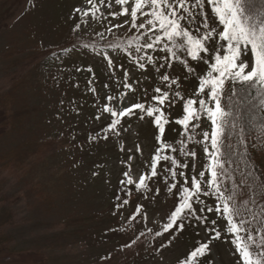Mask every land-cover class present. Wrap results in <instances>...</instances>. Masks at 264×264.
<instances>
[{
  "label": "rangeland",
  "instance_id": "1",
  "mask_svg": "<svg viewBox=\"0 0 264 264\" xmlns=\"http://www.w3.org/2000/svg\"><path fill=\"white\" fill-rule=\"evenodd\" d=\"M18 1L0 0V95L12 91L15 82L23 76L20 101L26 98L23 91H28L29 101L38 100L40 96L35 90L41 89L44 98L39 107L43 110L50 111L55 99L58 102L64 100L67 108L62 119L51 125L55 132L42 126L46 121L44 117H36L27 124L23 136L19 133L24 128L19 126V131L2 148L3 153L23 149L25 156L30 152V160L24 165L35 164L31 166L30 178L16 174L7 178L6 193L19 213L21 226L15 237V249L21 252L43 248V252L53 256L51 264H264V225L247 210L244 198L235 195L234 186L221 180L219 155L209 158L208 153L213 151L210 142L214 129L206 116L190 120L188 130L171 135L166 131L161 136L153 118H139V109L131 118L122 117L117 131L111 129L113 118L104 111L108 107L122 111L135 103L153 107L154 98L162 99L167 95L173 104L169 107L165 102L161 106L162 119L169 121L165 124L166 130L176 128L170 121L183 118L182 107L187 99L200 98L197 95L199 84L207 78L215 62L213 49L223 25L212 5L201 0L204 7L200 8L197 0H183L184 9L177 10L178 15L187 9L193 11L194 24L203 30L200 31L203 34L208 28H216L217 35L210 40L212 54L205 52L200 54L204 60L192 61L187 54L171 59L173 53L160 51L153 54L154 58L167 56V63L156 72L145 60H140L145 64L144 69L139 67L137 59L121 61L120 56L108 47L116 34L121 41L127 40L130 32L133 34L129 16L122 12L123 7L132 10L133 0L124 6L116 0H105L103 4L100 0H91V4L89 0H23L12 9ZM215 2L217 6L218 0ZM92 5H98L94 17L90 15L86 22L81 21L76 9L92 12ZM29 10L33 12L27 16ZM205 16L208 17V28L204 27ZM148 18L146 16L143 21ZM185 23L186 20H182L181 27L187 30ZM79 39L94 41L99 47L80 51L72 46ZM226 43L220 41L222 45ZM55 48L64 49L60 53L68 55L63 65L58 66L62 77L49 76L50 73L38 69L46 50ZM131 49V53L136 52L134 47ZM248 53L250 58V48ZM224 54L221 49V55ZM233 55L238 67L245 55L242 44ZM223 63L222 60L221 66ZM71 70L74 71L72 76ZM231 70L230 66L228 71ZM161 73L168 80L165 81ZM245 75H250L249 68L238 73L235 82L227 75L221 78L218 73H213V82L224 81L216 83L220 107L223 98L237 83L244 81ZM56 77L60 80L58 86V83L53 84ZM209 86L205 84V91ZM18 112H22L21 107ZM219 128L217 121L215 129L219 131ZM205 131L209 133L207 141L203 138ZM53 136L59 139L47 156L34 155L42 139ZM164 144L177 148V152H166ZM157 154L174 155L181 164H188L187 169H176L177 188L183 181L181 171L189 177L194 175L197 180L203 171L204 180H208L215 165L222 194L220 204L227 202L230 209L238 210L242 218L250 221L251 231L229 232L227 222L215 211H205L204 220H193L191 226L185 224L183 230H178L175 225L165 230L170 213L177 206V198L176 190L171 188L173 178L162 171L167 162L157 164L156 177L150 174V165ZM141 178L145 179V187L137 188ZM127 179L133 181L132 185H127L130 195L119 191L120 182ZM39 183H43L42 188L37 186ZM41 191L55 194L56 203L37 204L39 210L35 212L31 205ZM124 199L128 204H123ZM201 199L207 206L215 208L214 196ZM194 208L199 216L200 205L195 204ZM213 219L215 224H211ZM205 243L208 245L206 252L193 261L190 253ZM245 251L249 254L247 261L243 258Z\"/></svg>",
  "mask_w": 264,
  "mask_h": 264
},
{
  "label": "snow or ice",
  "instance_id": "2",
  "mask_svg": "<svg viewBox=\"0 0 264 264\" xmlns=\"http://www.w3.org/2000/svg\"><path fill=\"white\" fill-rule=\"evenodd\" d=\"M105 0H100V3L103 4ZM116 2L122 6L129 3V0H116ZM91 4V0H89ZM208 4L212 5L213 11L219 17V23L223 25V30L218 33V40L215 41L216 47L214 51V63L211 65V71L208 72L207 78L202 80L199 84V89L197 95L199 99L189 98L186 100V103L182 107V119L177 118L170 123H174L176 128H165V124L169 121L162 119L164 112L162 105L165 102L168 103L169 107H172L173 101L169 99L167 95H163V98L156 97L154 98L153 107L146 108L144 104L135 103L130 104L124 110L117 111L114 107L105 108L104 111L108 112L113 118L111 122V129L117 131L121 124L122 117L131 118L133 115H136V109H139L141 115L140 119H144L145 116L154 119L155 126L158 129V134L163 136L166 131L168 134H174L178 131L188 130L189 121L197 120L199 116H206L207 121L211 122V127L214 129L211 132V142L210 146L213 150L208 153L209 158L212 159L219 153L220 149L217 146V135L218 130L215 129L217 120L215 119L216 115L220 112V95L216 90V83H223V80H217L213 82L212 76L213 73H218L219 77L223 78L226 75L231 77L232 82H235L238 78V73L243 72L245 68L250 69V75H245L242 77L244 80H252L253 77H257L259 73V78L264 80V40L257 41L254 36L255 33H250L249 30L241 24L238 13L241 11L239 0L236 4H229L227 2L223 3L221 6L217 7L215 0H207ZM177 4L179 8L184 9L183 0H147L145 7L150 8L151 11H144L142 7V0H133V8L131 11L127 7L122 8V12L129 16V23L133 29L139 28L142 32L143 43L136 48V52L140 54L139 59L136 61L139 64L141 69L145 68L144 63H140V60H145L147 63L152 64L156 72H160V69L165 66L167 63V56H156L154 58L153 54L163 51L167 53L170 51L171 47H179V50L186 53L192 61L204 60L205 58L198 55V53L208 52L209 49L204 46L202 41H208L211 36H216V28H208L206 21L208 17H204V27L208 28V32L201 34L199 29L195 30V38L193 35L189 34V31H186L184 28L180 27V22L185 19L184 16L177 14ZM197 5L200 8L204 7V3L201 0H197ZM98 5H92L93 11L76 9L77 13L80 16V20L86 22V18L90 15L94 17L95 8ZM186 10V9H185ZM143 14L149 18L146 21H143L139 24L136 23V20L139 15ZM113 15H117L113 13ZM188 23H192L191 14L188 17ZM215 23V21H214ZM264 33V29L261 30ZM211 34V36L209 35ZM186 41L185 44L177 45V39ZM220 41H226L227 43L222 45ZM241 44L244 47V59L240 60L239 66L237 67L234 63L236 57L233 55L234 52H238ZM251 49L250 58L248 49ZM221 49L224 51V55H221ZM151 50V54L147 51ZM175 55V53H173ZM208 59H211L209 57ZM223 60V66H221ZM250 65L252 67H250ZM231 66L232 70L229 72V67ZM163 79L168 80L167 76H164L161 73ZM205 84L210 85L205 91ZM157 92H160V89H156ZM109 99H115L114 97H109ZM182 99V98H181ZM194 105H198L197 108H194ZM213 105L215 111L213 110ZM99 118V117H97ZM196 127V125H193ZM209 133L205 131L203 133V138L205 141L208 140ZM107 139V137H105ZM183 143V141H181ZM164 149L166 152L176 153L177 148L172 147L169 144H164ZM207 151V148L205 149ZM167 162L162 169V171L168 172L173 178V183L171 188L176 190L177 206L170 213L169 222L165 226V230L171 228L173 225L176 226L178 230H183L185 224L191 226L193 220H204L205 216L203 213L213 212L220 214V216L227 222L228 231H251L250 221L241 217V214L236 209H230L227 202L220 204L221 199V189L218 187V173L216 166L214 165L211 169L210 176L208 180H204L205 173L202 171L200 173V179L197 180L193 175L189 177L184 171L180 172V176L183 177V181L180 184V187L177 188L175 177L177 175L176 169H187L188 164H181L177 158L173 155L170 156L165 154L163 156L157 154L155 155V160L150 165V174L152 177L157 176V164L159 162ZM219 167L223 168V165ZM127 176V173L124 174ZM220 178L223 179V173H221ZM167 179V177H163ZM231 179V177H229ZM191 180V184H189ZM121 188L119 191L125 193V195H130V192L127 189V185H132V179L122 180ZM202 185L204 186L202 188ZM145 187V179L141 178L137 185V188ZM159 189H157V192ZM215 197L216 205L215 208L206 205V201L202 200L201 197ZM119 199V196L116 197ZM123 204H128V200L124 199ZM195 204L200 205L199 216L196 215L197 209L194 208ZM183 213V215H182ZM179 220V223H177ZM216 220L213 219L211 224H215ZM247 225V227H245ZM216 237H219V233H216ZM208 248L207 243L202 246H198V250H193L190 253V257L195 261L199 255H202L206 252ZM248 252H243V258L245 261L248 260Z\"/></svg>",
  "mask_w": 264,
  "mask_h": 264
},
{
  "label": "trees",
  "instance_id": "3",
  "mask_svg": "<svg viewBox=\"0 0 264 264\" xmlns=\"http://www.w3.org/2000/svg\"><path fill=\"white\" fill-rule=\"evenodd\" d=\"M220 1L221 5L225 2L233 5L237 3V0ZM22 2L23 0H19L12 9ZM239 5L241 11L238 16L241 24L250 33H255L254 38L257 41L264 40V33L261 32L264 29V0H239ZM32 12L29 10L27 16ZM189 34L195 38L194 23H192ZM140 36L142 37L141 31L128 36L125 41L118 39L120 54L124 56L129 53L128 45L130 52L132 51L131 47L136 50L146 39V37L140 38ZM78 42L79 44L83 43V41ZM176 43L181 45L186 41L178 38ZM202 43L208 48L207 41H202ZM61 51L56 48L55 50H46L43 62L38 65L39 71L48 72L49 76L55 74L62 77L58 66L63 65L67 56L61 54ZM170 52L171 54L175 53L173 57H170L171 59L180 58L179 56L186 54L180 51L179 47H170ZM204 53H198V55ZM132 55L140 56L137 52ZM72 74L73 72L70 73L71 76ZM53 79L54 85L60 81L57 77ZM23 80V76H20L12 91L0 95V264H51L53 256L43 252L45 250L43 248L21 252L15 249V237L21 226L18 223L19 213L12 207L13 200L6 193L7 178L12 177V174L30 178L32 167L35 164L30 162L28 165H24L30 160V152L24 156L23 149L18 152L3 153L2 148L5 142L14 136L16 131H19L17 129L19 126L24 128V131L19 133L20 136H23L27 131V124H31L30 120L36 117L40 119L44 117L46 121L42 122V126L55 132L52 126L62 119L67 104L62 99H59V102L55 99V104L52 105L50 111L43 110L42 107H39L41 98H44L41 95V89L35 90L36 94L40 96L38 100L29 101L27 99L28 91H23L26 98L24 101H20ZM58 85L59 83L56 86ZM181 96L180 98H182ZM20 107L22 112H18ZM217 121L220 124L217 143L220 151L217 154L221 161L219 166L223 165V168L219 167L221 170L219 176L223 173L224 178L221 180L234 186L235 195L241 199L244 198L247 210L264 225V80L259 78V73L252 80L237 83L235 88L223 98ZM58 139L56 136L42 139L41 143L36 146L37 150L34 155H40V158L46 157ZM224 173L226 174L224 175ZM42 185L43 183H39L37 186L42 188ZM34 200L35 203H32L31 206L32 210L36 212L39 210L37 204L46 202L55 204L56 195L41 191L35 195Z\"/></svg>",
  "mask_w": 264,
  "mask_h": 264
}]
</instances>
